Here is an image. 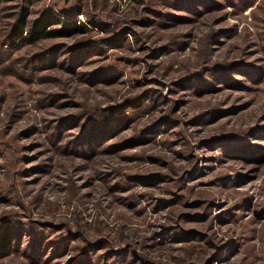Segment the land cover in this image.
<instances>
[{
  "label": "rangeland",
  "instance_id": "rangeland-1",
  "mask_svg": "<svg viewBox=\"0 0 264 264\" xmlns=\"http://www.w3.org/2000/svg\"><path fill=\"white\" fill-rule=\"evenodd\" d=\"M6 235L0 264H264V0H0Z\"/></svg>",
  "mask_w": 264,
  "mask_h": 264
},
{
  "label": "trees",
  "instance_id": "trees-1",
  "mask_svg": "<svg viewBox=\"0 0 264 264\" xmlns=\"http://www.w3.org/2000/svg\"><path fill=\"white\" fill-rule=\"evenodd\" d=\"M45 20L46 19L42 21H38L33 26L29 27L27 26V22L23 16L15 24L12 30V37H14V39L15 38L17 39L26 38L28 40H36V39L41 38L42 36L55 35L57 32H60L58 29L46 30V26L44 23ZM8 238H9V235H6L4 238H1L2 241L0 242V249H3L8 245L6 243V241L9 243Z\"/></svg>",
  "mask_w": 264,
  "mask_h": 264
}]
</instances>
